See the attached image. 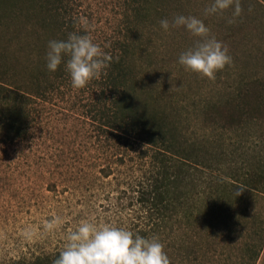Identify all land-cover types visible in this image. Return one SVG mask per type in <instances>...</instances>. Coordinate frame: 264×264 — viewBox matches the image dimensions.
I'll return each instance as SVG.
<instances>
[{
	"label": "trees",
	"instance_id": "16d2710c",
	"mask_svg": "<svg viewBox=\"0 0 264 264\" xmlns=\"http://www.w3.org/2000/svg\"><path fill=\"white\" fill-rule=\"evenodd\" d=\"M110 1L111 26L95 31L84 0H0V150L18 149L9 161L20 163L26 151L40 153L46 174L66 166L78 178L90 174L94 197L109 201L108 221L117 216L114 226L158 237L171 264H199L204 244L221 239L256 264L264 247V74L247 75L238 58L219 96H201L199 133L186 134L180 100L155 79L164 64L149 33L186 0ZM73 32L110 57L81 89L64 64L46 67L48 42ZM62 119L88 134L74 162L38 135L57 134ZM49 180L56 191L59 180ZM62 250L0 256V264H53Z\"/></svg>",
	"mask_w": 264,
	"mask_h": 264
},
{
	"label": "rangeland",
	"instance_id": "374dc122",
	"mask_svg": "<svg viewBox=\"0 0 264 264\" xmlns=\"http://www.w3.org/2000/svg\"><path fill=\"white\" fill-rule=\"evenodd\" d=\"M212 3L213 0H198L194 5L186 0L184 9L179 11L178 15H192L201 19L210 29V35L228 48L232 62L217 71L214 79L185 70L178 62L180 54L193 47L199 37L193 36L183 26L165 31L161 26L153 25V30L149 32L164 64L163 73L158 69L155 71V79L160 78L158 84L170 88L171 94L180 100L178 106L182 108L186 134L199 133L204 119L200 111L201 96H219V91L222 90L220 84L226 79L231 82L229 75L231 76L237 68L238 58L247 60L243 66L247 75L264 74V0H239L242 8L239 17L233 15L234 5L221 12L207 14L205 10ZM84 6L95 31L111 26L110 13L114 8L110 0H84ZM56 131L57 134L38 135L44 141L43 146H50L51 150L64 149L70 162H74L75 157L89 147L86 144L88 134H84L81 125L69 129L65 119H62L57 121ZM5 153L4 149L0 150L1 257H14L23 252L47 253L62 249L67 234L85 220L98 225L118 224L117 216H112L113 221L107 219L110 213L104 211L103 205L109 201L103 197L99 200L94 197L90 174L84 179L78 178L77 170L70 166L55 168L51 174H46L47 167L39 163L40 153L31 156V152L26 151L29 159L25 157L26 161L23 163L18 160L16 162V159L9 161L11 154L18 156V149L13 148ZM50 178L59 180L56 191L49 183ZM66 187L65 192L59 193ZM113 195L116 197L117 194L114 192ZM57 216L62 218L63 223L56 230L47 231L44 225ZM126 216H129L128 222L132 221V211ZM26 229L34 231L31 239L24 238ZM204 245L199 264H246L239 258L240 245L232 239H221V244ZM256 264H264V247Z\"/></svg>",
	"mask_w": 264,
	"mask_h": 264
},
{
	"label": "clouds",
	"instance_id": "9594fccd",
	"mask_svg": "<svg viewBox=\"0 0 264 264\" xmlns=\"http://www.w3.org/2000/svg\"><path fill=\"white\" fill-rule=\"evenodd\" d=\"M233 5V15L239 17L242 11L239 0H213L205 11L215 14ZM160 25L165 31L183 26L200 38L179 56L178 62L185 70L214 79L217 71L231 64L228 48L210 35V29L196 16L177 15L171 21L164 18ZM108 60L110 57L88 34L73 32L66 39L48 42L47 69L55 72L64 64L75 89L84 88L92 79L98 78ZM62 223L61 217H53L44 228L54 231ZM34 234L33 230L26 229L23 236L31 239ZM53 264H171V261L158 237L147 238L123 227L85 220L67 234L65 246Z\"/></svg>",
	"mask_w": 264,
	"mask_h": 264
}]
</instances>
